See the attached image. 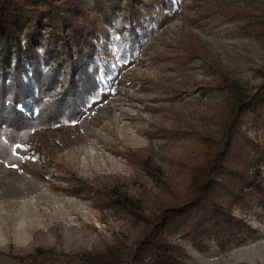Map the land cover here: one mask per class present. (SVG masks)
<instances>
[{
    "label": "rangeland",
    "instance_id": "rangeland-1",
    "mask_svg": "<svg viewBox=\"0 0 264 264\" xmlns=\"http://www.w3.org/2000/svg\"><path fill=\"white\" fill-rule=\"evenodd\" d=\"M216 6L246 14L264 0H192L160 14L134 58L120 64L113 48L105 53L113 71L75 122L31 132L30 150L14 146L19 168L0 162V264H24L10 257L36 252L38 262L90 254L100 263L135 264L141 229L169 201L162 181L173 191L185 183L199 149L208 154L221 140L212 117L228 119L238 96L264 78V35L238 30ZM99 29L108 41L106 27ZM261 177L264 185L263 168ZM248 221L256 236L224 250L208 243L200 253L176 240L183 264H264V221L253 214Z\"/></svg>",
    "mask_w": 264,
    "mask_h": 264
},
{
    "label": "trees",
    "instance_id": "trees-1",
    "mask_svg": "<svg viewBox=\"0 0 264 264\" xmlns=\"http://www.w3.org/2000/svg\"><path fill=\"white\" fill-rule=\"evenodd\" d=\"M191 1L0 0V162L19 168L14 146L30 150L31 132L75 122L99 98L113 71L105 53L113 48L120 64L134 58L155 32L160 14H172ZM214 11L240 31L264 35V7L246 14L228 6ZM100 23L108 41L101 38ZM217 67L225 88L235 91L226 70ZM212 119L220 142L208 154L199 149L185 183H176L175 191L162 181L169 201L141 229L130 257L135 264H183L186 252L176 240L200 253L208 251V243L221 250L242 245L256 236L249 214L264 221L259 138L264 134V78L253 93L238 96L228 119ZM80 184L72 188L89 193ZM37 254L10 258L24 264H108L90 254L59 260L50 254L40 263Z\"/></svg>",
    "mask_w": 264,
    "mask_h": 264
}]
</instances>
